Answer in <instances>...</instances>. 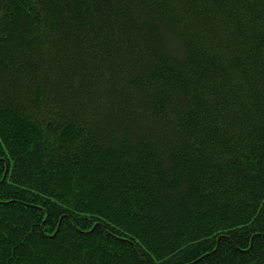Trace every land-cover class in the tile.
<instances>
[{"label":"trees","instance_id":"trees-1","mask_svg":"<svg viewBox=\"0 0 264 264\" xmlns=\"http://www.w3.org/2000/svg\"><path fill=\"white\" fill-rule=\"evenodd\" d=\"M0 264H264V0H0Z\"/></svg>","mask_w":264,"mask_h":264}]
</instances>
